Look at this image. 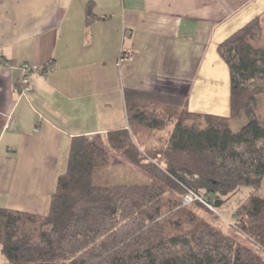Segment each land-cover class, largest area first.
Returning <instances> with one entry per match:
<instances>
[{
  "label": "trees",
  "instance_id": "trees-1",
  "mask_svg": "<svg viewBox=\"0 0 264 264\" xmlns=\"http://www.w3.org/2000/svg\"><path fill=\"white\" fill-rule=\"evenodd\" d=\"M86 12V22L94 20L90 4ZM262 35L257 17L217 45L229 73L226 117L126 89L127 127L107 132L102 142L160 186L95 185L102 167L119 162L93 138L72 137L45 215L0 207V264H264V124L257 116L264 95ZM240 118L245 123L233 131L231 122ZM189 192L201 201L185 204ZM192 204L231 211V228L250 247Z\"/></svg>",
  "mask_w": 264,
  "mask_h": 264
},
{
  "label": "crops",
  "instance_id": "crops-1",
  "mask_svg": "<svg viewBox=\"0 0 264 264\" xmlns=\"http://www.w3.org/2000/svg\"><path fill=\"white\" fill-rule=\"evenodd\" d=\"M257 17L264 48V0H0V207L45 215L72 137L126 129V89L227 110L216 48Z\"/></svg>",
  "mask_w": 264,
  "mask_h": 264
},
{
  "label": "rangeland",
  "instance_id": "rangeland-1",
  "mask_svg": "<svg viewBox=\"0 0 264 264\" xmlns=\"http://www.w3.org/2000/svg\"><path fill=\"white\" fill-rule=\"evenodd\" d=\"M262 44L264 46V42ZM224 66H225L224 68L227 69L225 62H224ZM222 76H223V71H222L220 77L218 78V80H220V82L223 80ZM226 76H227L226 77L227 79L224 80V83H225V85L230 86V84H229V73H227V70H226ZM226 81H227V83H226ZM217 93H211V96H210L211 97L210 100L214 101L215 103L219 99L221 101H223V96H221L219 93L217 95ZM228 101H229V98L226 101V105L229 106ZM258 106H259V108L257 111V116L259 117L261 124L262 123L264 124V95H262L259 98V105ZM186 108L188 109L189 105L188 106L186 105ZM208 108H209V110H212V111L209 113L206 112V113H202V114H211V115H216V116L220 115V116H225V117L228 116V114H229V107L227 108V110H225L223 112H219L218 109H220V107H218V106H216V107L215 106H209ZM187 109H184L183 112H181V111L178 112L179 114H177V115H180V116L183 115L184 111H186ZM189 112H191V111H189ZM194 112H191V113H194ZM244 123H245L244 118H240L239 120L232 121L230 124V128L233 131H238V130H240V127ZM170 129H171V127H169L166 131H169ZM93 139H94L93 141H96L99 146L103 147V149L106 151V153H109V155L111 157H113V159H116L117 162H119L118 165H107V166L102 167L96 173V175L93 178L95 185L98 184V185L108 186V184H112V185L150 184V185L160 186V184L157 181H155L154 179L152 180L145 173L140 171V169L138 167L134 166L131 163H128L119 154H117V153L115 154L113 151H111L108 148V146H105V144L99 143L98 137L95 136ZM67 158H68V156H67ZM243 189H244V190H242L243 193H247L250 191V189H248V188H243ZM237 195L238 194H236L235 196H237ZM239 196H241V195H239ZM191 208L194 209L202 217H204V219L207 220L209 223L211 222L215 226H217L218 229L223 230L233 240L235 239L236 241H239L242 244L250 247V245L246 241L242 240V238L240 237V234L236 230L231 228V223H233V221H234V219L232 218V215H231V211H228L227 209H225L223 207H221V209L214 207L215 210L212 212L211 211L209 212V211H206L205 209L201 208L200 206H198L196 204H192ZM4 260H5L4 256H3L2 252L0 251V262H4Z\"/></svg>",
  "mask_w": 264,
  "mask_h": 264
},
{
  "label": "built area",
  "instance_id": "built-area-1",
  "mask_svg": "<svg viewBox=\"0 0 264 264\" xmlns=\"http://www.w3.org/2000/svg\"><path fill=\"white\" fill-rule=\"evenodd\" d=\"M5 65H6V63H5ZM20 70L22 71V74H23L21 79H20V82H21L20 93L24 94L25 92H32L33 91V87L31 85V83L29 82V78H30V76H31V74L33 73L34 70H32V68L26 63H24L23 65L20 66ZM11 122H12V119L9 116L6 119L4 125H2V128H3L4 131L9 128ZM35 133H38V129L35 130ZM194 200L201 201L192 192L187 193V195L184 197V203L185 204L193 202ZM204 204L209 209L211 208L206 203H204Z\"/></svg>",
  "mask_w": 264,
  "mask_h": 264
}]
</instances>
